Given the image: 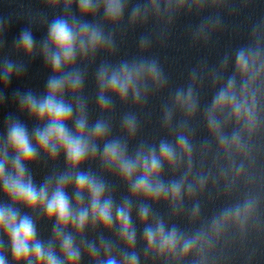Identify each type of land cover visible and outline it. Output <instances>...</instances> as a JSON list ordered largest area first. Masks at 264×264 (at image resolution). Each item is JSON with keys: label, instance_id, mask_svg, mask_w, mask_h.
Returning a JSON list of instances; mask_svg holds the SVG:
<instances>
[{"label": "clouds", "instance_id": "obj_1", "mask_svg": "<svg viewBox=\"0 0 264 264\" xmlns=\"http://www.w3.org/2000/svg\"><path fill=\"white\" fill-rule=\"evenodd\" d=\"M42 2L60 12L39 19L43 38L33 18L12 43L23 59L0 55V106L34 59L49 73L43 91L12 93L16 114L0 131V264H228L233 248L264 236V18L245 43L214 65L201 60L173 89L150 54L154 42L165 46L178 18L195 14L202 19L190 26L192 44L208 45L233 0ZM8 28L0 19V53ZM137 28L145 29L138 54L111 59L118 36ZM93 66L95 119L85 94ZM164 93L161 135L145 138V109ZM117 104L128 108L118 133ZM42 163L51 171L37 180ZM206 200L222 203L205 214ZM41 223L50 226L47 238Z\"/></svg>", "mask_w": 264, "mask_h": 264}]
</instances>
